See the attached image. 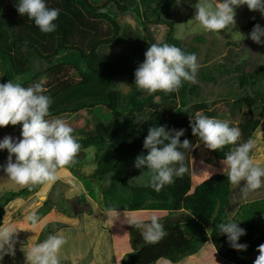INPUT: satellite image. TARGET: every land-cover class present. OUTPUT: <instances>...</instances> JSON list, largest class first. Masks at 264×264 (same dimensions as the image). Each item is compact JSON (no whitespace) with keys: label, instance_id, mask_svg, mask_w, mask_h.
Listing matches in <instances>:
<instances>
[{"label":"trees","instance_id":"obj_1","mask_svg":"<svg viewBox=\"0 0 264 264\" xmlns=\"http://www.w3.org/2000/svg\"><path fill=\"white\" fill-rule=\"evenodd\" d=\"M177 1L45 0L49 8L61 10L54 21L56 31L48 34L42 33L27 16L18 13V0H10L0 10V83L8 80L17 82L19 78L26 88L35 80L47 77V83L42 86L53 103L46 119L83 109L90 112L100 105L109 109L111 120L99 122L93 134L78 140L83 148L102 149L97 153L96 166L88 177L110 180L103 191L104 207L113 211L136 210L147 200H153L159 202L156 208L161 210H185L180 220L163 225L167 234L162 239L156 243H143L121 264H158L162 259L176 262L196 252L208 240L209 234L216 250L227 238L220 234L216 225L229 220L226 210L231 200V183L223 173L193 175L191 154L201 140L193 136L191 116L183 107L188 105L190 95L197 93V87L188 88L183 82L178 92L149 95L135 86L130 93L124 94L113 81L115 76L134 77L135 70L145 59L144 53L151 44L157 43L150 30L152 24L169 27V33L162 42L196 54V46L185 47L175 36L170 16ZM127 13H131L142 27V36L131 47L106 58L101 49L114 44L120 37L123 27L119 16ZM256 21L257 18L252 16L245 30L252 31ZM69 68L76 70L78 79L69 73ZM237 72L242 87L250 83L256 86L255 93L264 108V93L259 85L264 82V65L253 71H246L238 65ZM253 101L251 95H246L233 104V107L244 104L249 107L248 114L238 123L241 137L237 145L249 138L254 140L262 124L261 118L256 117L251 109ZM197 107L207 110L205 104ZM148 109L147 118L138 123V116ZM231 110L234 112V108ZM152 126H165L167 131L184 129L181 142L188 139L192 145L191 150L181 149L188 171L181 177H175L174 183L165 185L160 192L131 180L144 171L135 168L134 161L138 155L147 154L143 141ZM20 129L22 124L8 125L0 127V132ZM237 145L210 152L222 162ZM7 155V150H0V158ZM36 188L31 191L22 188L1 197L0 224L7 202L34 192ZM122 190L128 194H120ZM231 221L245 223L241 228L246 234L241 236L239 243L246 244L247 249L238 251L230 248L224 256L231 262L242 264L246 252L257 251L258 246L264 244V199L241 205Z\"/></svg>","mask_w":264,"mask_h":264},{"label":"clouds","instance_id":"obj_2","mask_svg":"<svg viewBox=\"0 0 264 264\" xmlns=\"http://www.w3.org/2000/svg\"><path fill=\"white\" fill-rule=\"evenodd\" d=\"M242 5L264 15V0H198L194 20L206 32H220L235 25V9ZM16 8L21 16L34 21L42 33L56 31L54 21L61 10L49 8L45 0H18ZM261 37H264V28L256 24L249 38L260 44L264 43ZM144 56L143 63L134 73L135 86L149 95L156 92L175 93L183 82H197L200 65L195 53H186L175 45L157 42L150 45ZM45 92L46 89L39 83L23 87L19 78L17 82L8 80L0 83V127L22 124L21 139L6 136L0 141V150L6 149L8 152L6 165L0 167L16 185L29 191L54 183L61 169L78 162L81 148L73 136V128L63 119H46L53 101ZM190 127L193 136L198 137L211 151L237 145L241 137L238 127L199 113L190 117ZM184 132V129L167 131L165 126L150 127L143 141L147 154L138 155L134 161V167L144 171L131 180L160 192L165 185L174 183L175 177L183 176L188 168L181 149H192L188 139L181 142ZM255 147V140L249 138L232 148L222 161L225 165L223 172L232 185L240 186L242 181L245 182L241 187L245 195L264 187V165L254 162L250 155ZM27 220L36 226L39 217L32 212ZM128 224L143 230L146 243H156L167 234L156 215L147 221L131 219ZM216 227L221 235L227 236L232 248L238 251L247 249L246 244L238 243L239 238L246 234L238 222L229 219ZM14 233L10 226L0 228V259L5 254H14ZM66 243V236L62 232L49 235L25 252L26 264H61L60 252ZM257 251L259 255L254 264H264V244L259 245Z\"/></svg>","mask_w":264,"mask_h":264},{"label":"rangeland","instance_id":"obj_3","mask_svg":"<svg viewBox=\"0 0 264 264\" xmlns=\"http://www.w3.org/2000/svg\"><path fill=\"white\" fill-rule=\"evenodd\" d=\"M9 1L0 0V10ZM197 3L198 0H178L170 16V20L174 24L175 36L181 40L185 47L191 45L197 47L196 56L200 65L196 77L197 82L195 84L184 82L188 88L197 87V93L193 92L190 95L188 105L183 109L191 117L199 113L227 121L230 126L238 127L241 119L248 114L249 107L245 104L240 107H233V104L243 96L251 95L254 98V101L251 102L253 114L263 120L264 108L255 93L256 86L252 83L244 87L240 85L237 66L242 65L246 71H253L264 65V43H255L249 38L251 31H246L244 28L249 24L252 16L257 18L255 25L259 24L264 28V15L259 11H250L247 5H242L235 9L236 23L234 26L220 32H206L194 20L195 5ZM119 19L123 27L120 37L114 44L101 49L106 58L113 57L131 47L142 36V27L131 13L121 14ZM150 30L157 42H162L169 33V27L165 24H152ZM261 40L264 41V37H261ZM69 70V73L74 75L75 78H79L74 68H69ZM47 81V77H41L27 87L36 83L42 85ZM113 81L124 94L130 93L135 87V76L133 78L115 76ZM259 85L264 93V82ZM201 104H205L207 110L197 107ZM231 108H234V112ZM149 113L150 110L148 109L145 113L139 115L137 118L138 123L146 119ZM56 118L63 119L73 128V136L78 141L89 134H93L99 122L108 123L111 120V114L106 106L100 105L90 112L83 109L76 113H66L48 119ZM21 131L22 129L0 132V141L6 136H11L14 140L21 139ZM101 151V148H83L81 146L77 157L78 162L74 166L69 165L61 169L59 178L54 183L38 186L34 192L12 198L17 200L12 202L9 200L5 208L8 204H16L14 208H18V204H21V211L32 210L37 215L39 214V208L44 203L43 200H46V204L50 208L53 207L52 212L62 211L73 214L76 209L82 211L84 203L88 204L89 208H94V221L90 217L88 228L74 231L71 235L67 234L66 231H62L67 239L63 250H71L72 246L75 245L81 260L84 258L83 261L86 263L121 264L123 260H128L131 252L145 243L142 235L143 230L132 227L128 224V221L131 219L147 221L152 215H156L159 222L164 225L170 222V219H168L170 212L156 208L158 201L147 200L141 208L136 210H117L112 212L111 216L102 214L99 208L106 209L103 205V191L109 186L110 180L108 178L90 179L88 177L96 166L97 153ZM7 157L8 155L0 158V166L6 165ZM191 160L194 176L223 173L222 162L211 154L202 141L197 143L192 151ZM235 187L233 186V188ZM20 189L22 188L8 178L3 168L0 167V198ZM120 194L127 195L128 192L122 190ZM235 204V198H233L232 207ZM47 208V205L43 207L41 213L44 214ZM176 212L177 216L175 218L180 220L184 212ZM3 220L4 216L1 222ZM238 226L241 228L245 226V223L238 222ZM53 228H55V225ZM48 233L49 231L46 232V234ZM240 241L241 237L238 243ZM230 248L232 247L226 238L219 250H216L212 243L208 250L206 248L201 252L198 251L196 256H193L194 258L184 257V259L182 258L176 262L162 259L158 264H237L227 260L224 256V253ZM86 252H88V257H83ZM258 255V251L246 252L242 264H254V260ZM248 260L251 261L248 262Z\"/></svg>","mask_w":264,"mask_h":264},{"label":"crops","instance_id":"obj_4","mask_svg":"<svg viewBox=\"0 0 264 264\" xmlns=\"http://www.w3.org/2000/svg\"><path fill=\"white\" fill-rule=\"evenodd\" d=\"M254 140L256 142V147L253 149L252 154L250 155L254 159V162L260 165H264V119L262 120V124L260 128L257 130V132L254 135ZM224 168L225 165L223 164L222 169ZM244 183L245 182L242 181L240 186L231 184V200L226 210L227 217L230 220H232L235 217L241 205L252 201L264 199V187L256 191L248 192L245 195L241 191V187L244 186ZM233 186L236 187L233 188ZM233 198H235V202H236L234 207H232ZM13 200H17V199H11L10 202H12ZM43 202L44 203H42L41 207L39 208V214H37V216L39 217V222L37 223L36 226H33L32 223L27 220V216L31 214V212H33L32 210L21 211L20 210L21 204H18L19 206L18 208L16 207L14 208L16 204L13 203L8 204L9 207L8 206H6V208L4 207V213H5L4 220L0 224V228L10 226L15 231V233L13 234V240L15 241V243L13 245L14 254L3 255V258L0 259V264H26L25 252L31 246L43 242L51 234H56L58 232L66 231L67 234L71 235V233L74 231H80V229L85 230L89 226L90 217H92L94 221V215H95L94 208L93 207L92 209L89 208L88 204L84 203L82 211L81 210L78 211L76 209L73 212V214H69L62 211L52 212L53 207L50 208V206L46 204V200H43ZM46 205L48 206V208L44 212V214H42L41 209ZM99 211L107 216H111L112 212H114L112 210L102 209L101 207L99 208ZM179 211L185 213V210H179ZM169 212L170 213L168 215V219H170V222L175 221L177 212L176 211H169ZM54 225L55 228H53ZM48 231L49 233L46 234V232ZM211 246H212V241H211V236L209 234L208 240L200 247L198 251L201 252L206 248L208 250ZM114 248L116 250L115 246ZM63 249L64 247H62L60 252L61 264H90L88 262L86 263L85 261H83L84 258H82L81 260L79 252L77 251V249H75V245L74 247L72 246V249L70 248L71 250H63ZM198 251L187 257L194 258L193 256H196ZM84 256L88 257V252L83 254V257ZM250 261L251 260H248V262Z\"/></svg>","mask_w":264,"mask_h":264}]
</instances>
